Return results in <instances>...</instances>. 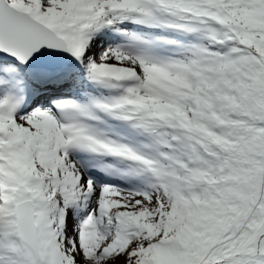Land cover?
Here are the masks:
<instances>
[{
	"label": "snow or ice",
	"instance_id": "obj_1",
	"mask_svg": "<svg viewBox=\"0 0 264 264\" xmlns=\"http://www.w3.org/2000/svg\"><path fill=\"white\" fill-rule=\"evenodd\" d=\"M0 264H264V0H0Z\"/></svg>",
	"mask_w": 264,
	"mask_h": 264
}]
</instances>
